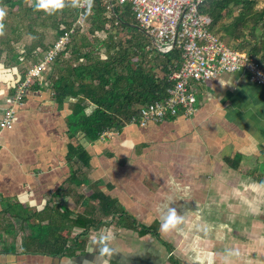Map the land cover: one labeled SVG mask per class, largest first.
I'll return each instance as SVG.
<instances>
[{
  "label": "crops",
  "instance_id": "0c3cea01",
  "mask_svg": "<svg viewBox=\"0 0 264 264\" xmlns=\"http://www.w3.org/2000/svg\"><path fill=\"white\" fill-rule=\"evenodd\" d=\"M54 72L0 127V264H264V85L223 73L194 83L192 115L91 140ZM11 78L0 69V118Z\"/></svg>",
  "mask_w": 264,
  "mask_h": 264
},
{
  "label": "trees",
  "instance_id": "16d2710c",
  "mask_svg": "<svg viewBox=\"0 0 264 264\" xmlns=\"http://www.w3.org/2000/svg\"><path fill=\"white\" fill-rule=\"evenodd\" d=\"M23 1L0 0V5L16 12L23 7ZM87 1V8L82 9L79 0H46L51 7L49 15L62 14L54 20L58 35L64 31L63 26L74 28L70 42L52 64V96L61 105L71 101L70 120L80 129V138L97 140L103 131L129 123L140 105L168 96L175 84L170 76L181 62V53L176 47L160 50L154 38L136 22L130 4ZM35 3L36 0L26 10L37 9ZM45 8H40V12L46 13ZM201 11L211 17V31L221 33L223 39L229 36L237 42L247 41L246 51L264 64V6L258 8L257 0H207ZM85 19L91 39L81 32ZM102 46L105 58L101 55ZM48 47L27 49L17 56V61L39 57ZM5 66L0 63V69L5 70ZM26 70H9L13 93ZM72 151L86 163L87 154L79 142Z\"/></svg>",
  "mask_w": 264,
  "mask_h": 264
},
{
  "label": "built area",
  "instance_id": "2783aa9c",
  "mask_svg": "<svg viewBox=\"0 0 264 264\" xmlns=\"http://www.w3.org/2000/svg\"><path fill=\"white\" fill-rule=\"evenodd\" d=\"M130 4L136 22L149 36L154 38L162 51L174 47L181 53V62L171 74L175 84L168 90V96L138 107L130 122L146 125L177 116L180 113L192 115L195 112L197 96L194 83H205L223 73L243 72L256 84L264 85V64L246 50L232 48L223 38L210 29L211 17L201 11L207 0H117ZM82 9L87 0H79ZM84 13H81V18ZM57 39L42 52L25 72L12 94V103L6 107L0 118L1 128H11L15 121L14 105L23 101L25 93L35 78L51 67L60 52L71 40L74 28H65ZM110 130L101 133V137Z\"/></svg>",
  "mask_w": 264,
  "mask_h": 264
},
{
  "label": "rangeland",
  "instance_id": "374dc122",
  "mask_svg": "<svg viewBox=\"0 0 264 264\" xmlns=\"http://www.w3.org/2000/svg\"><path fill=\"white\" fill-rule=\"evenodd\" d=\"M34 0H24L23 7L14 12L6 5H0L3 9V15H0V63H4L5 70H12L16 67L19 71H25L26 66L31 65L37 60V56L23 57L22 61H17V56L23 54L27 49H44L45 46L51 45L58 37V30L55 25V19L62 17L61 13L49 15L51 12L50 4L46 6V13H41L39 9L26 10V6H30ZM264 6V0H257V7ZM73 6L69 7L72 10ZM83 28L81 32L88 34L87 27L89 23L81 22ZM221 35V33H220ZM102 37L105 33L101 34ZM224 41L232 48H240L246 50L247 41L237 42L229 36L224 37ZM35 50V51H36ZM102 57H106L104 46L100 49ZM22 58V57H21Z\"/></svg>",
  "mask_w": 264,
  "mask_h": 264
},
{
  "label": "clouds",
  "instance_id": "9594fccd",
  "mask_svg": "<svg viewBox=\"0 0 264 264\" xmlns=\"http://www.w3.org/2000/svg\"><path fill=\"white\" fill-rule=\"evenodd\" d=\"M46 6H47L46 0H36V3L34 4V7H36L37 9L44 8ZM57 6H62V5L58 4ZM0 15H3V9H0ZM163 226L167 228L168 222L165 221Z\"/></svg>",
  "mask_w": 264,
  "mask_h": 264
}]
</instances>
